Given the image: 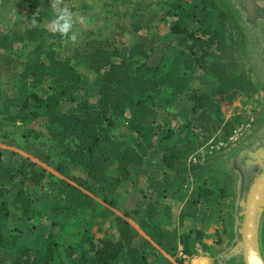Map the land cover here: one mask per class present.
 Wrapping results in <instances>:
<instances>
[{"label":"trees","instance_id":"1","mask_svg":"<svg viewBox=\"0 0 264 264\" xmlns=\"http://www.w3.org/2000/svg\"><path fill=\"white\" fill-rule=\"evenodd\" d=\"M39 1L24 0V3L35 6ZM161 3L165 10L179 16L172 23L169 37L183 36L185 47L172 49V44L166 45L167 50L160 60L149 65L144 42L118 47L109 40L90 39L83 53L86 68L98 79L99 92L93 103L81 97L88 76L73 65L71 57L56 55L53 46L63 36L59 30L49 31L45 27L0 30V78L15 77L10 90L16 91L11 96L10 90L0 89V130L20 122L28 138L58 152L64 162L83 163L91 178L78 176L70 171L67 163H60L58 169L66 178L61 179L22 155L13 165H5L0 154V264H67L68 261L74 264H152L146 254L153 246L170 257L179 252L194 255L198 245L209 251L203 231L186 230L187 220L192 218L196 223H205L209 211L221 204L224 188L216 191L196 187L179 215V224L172 230L151 222L158 209L148 208L141 219L147 237L139 239L130 223L120 216H114L113 220L119 234L116 241L112 238L95 241L89 234L92 223L85 222L76 233L81 253L54 234V224L43 250L11 228L13 213H20L24 219L32 217L34 196L39 204L47 203L56 214L67 212L75 217L80 211H88L92 220L100 215H112L107 209H99L93 195L115 192L128 180L133 167L145 164V155L154 145L145 138L159 123L158 106L166 97L184 94L194 100L191 116L174 126L180 131L178 140L166 147L172 151L163 157L167 166L177 167L178 163L173 164L196 148L197 129L211 131L223 126L222 138L228 139L239 124V117L224 121L222 108L214 100L232 91L247 96H253L256 91L244 71L236 72V67L229 64L223 68L219 61L221 54L233 49L237 40L234 27L228 21L230 6L224 0ZM156 18L154 13L141 14L135 22V30L152 28ZM15 50L23 51L17 54ZM200 69L202 77H210L202 78L204 93L192 96L197 91L192 85L194 75ZM64 102L75 106L63 110ZM37 121H41L42 128L33 125ZM122 125L126 133L133 134L131 143L115 132ZM174 135L176 132L167 137ZM179 143L184 146L178 148ZM112 167L115 174L111 172ZM186 182L185 175H167L164 179H151L150 187L159 195L185 198L182 191Z\"/></svg>","mask_w":264,"mask_h":264},{"label":"rangeland","instance_id":"2","mask_svg":"<svg viewBox=\"0 0 264 264\" xmlns=\"http://www.w3.org/2000/svg\"><path fill=\"white\" fill-rule=\"evenodd\" d=\"M162 1L168 0H40L35 6L26 5L24 0H4L9 6L5 8V14H0V30L11 32L14 29L24 30L31 27L59 30L63 36L53 46L56 55L58 58L71 57L73 65L88 76V84L83 88L81 97L93 103L99 92V84L97 76L86 68L83 53L85 44L90 39L109 40L118 47L132 46L137 41L144 42L149 55V65H154L160 60L163 51L167 50L166 45L172 44V49L185 47L183 36L169 37L172 23L178 20L179 16L165 10ZM224 1L231 8L228 21L229 25L234 27L237 40L233 49L221 54L219 61L223 68L229 64L236 67V72L244 71L256 89L253 96L232 91L214 98L222 108L224 121L233 117L240 119L228 139L222 138L223 126L211 131L197 129L196 148L183 156L181 161L177 160L173 164L178 163L177 167L167 166L163 157L170 155L172 151L166 147L178 140L180 131L174 126L191 116L194 100L184 94L176 98L166 97L158 106L159 123L145 138L154 144L145 155V164L133 167L128 180L115 192L104 196L92 194L99 204V209H107L112 215H100L92 220L88 211H80L75 217L67 212L56 214L49 209L47 203L39 204L34 196L30 212L32 217L24 219L20 213H13L11 228L20 231L30 244L43 250L49 229L54 224V234L81 253L83 250L77 245L76 233L85 222L92 223L89 234L95 241L101 238H112L116 241L119 234L113 220L114 216H120L130 223L136 238L139 239L147 237L141 219L148 208L158 209V214L151 222L172 230L179 224V215L196 187H207L216 191L224 188L221 204L209 211V218L205 223H196L192 218L187 220L186 230L203 231V240L209 251L198 245V252L194 255L186 256L179 252L177 256L170 257L157 246H153L154 249L147 251L146 258L152 264H245L242 257L229 256V253L241 239L243 208L240 203L261 174L257 172L253 177L247 176L243 167L238 166L237 157L244 149L264 140V0ZM153 13L157 18L152 28L136 31L135 22L141 14ZM22 51L15 50L17 54ZM201 71L202 69L194 75L192 85L197 91L193 92L192 96L205 91L202 78L210 76L202 77ZM14 79L15 77L8 76L0 78V89L9 91ZM9 93L12 96L16 91L12 89ZM72 106L75 105L62 103L63 110ZM33 125L42 128L41 121ZM181 127L182 125H179L180 129ZM125 131L124 125L115 129V132L131 143L133 134ZM173 132H176L174 137H167ZM182 146L184 144H178V148ZM0 149L1 162L5 165H13L19 155H22L34 161L40 169L61 179L66 178L58 169L60 163H67L72 173L91 179L83 163L64 162L58 152L52 151L40 141L28 138L26 128L18 121L0 130ZM111 172L115 174V167H112ZM175 174L187 177L182 191L185 198L169 194L159 195L150 187L151 179H164L167 175ZM83 231L86 230L82 229ZM260 246L264 257V214L260 228ZM67 264L74 263L68 261Z\"/></svg>","mask_w":264,"mask_h":264},{"label":"water","instance_id":"3","mask_svg":"<svg viewBox=\"0 0 264 264\" xmlns=\"http://www.w3.org/2000/svg\"><path fill=\"white\" fill-rule=\"evenodd\" d=\"M262 153L263 158L260 161L264 166V150ZM240 206L243 208L241 239L231 249L229 256L242 257L245 264H264L260 246V228L264 214V170L255 179Z\"/></svg>","mask_w":264,"mask_h":264},{"label":"flooded vegetation","instance_id":"4","mask_svg":"<svg viewBox=\"0 0 264 264\" xmlns=\"http://www.w3.org/2000/svg\"><path fill=\"white\" fill-rule=\"evenodd\" d=\"M263 150L264 140L253 144L247 149H244L243 152L237 157V163L239 164L238 166L243 167V171L247 176L250 175V177H253L257 172H263L264 166L260 161V159L263 158ZM254 154H256V156Z\"/></svg>","mask_w":264,"mask_h":264},{"label":"crops","instance_id":"5","mask_svg":"<svg viewBox=\"0 0 264 264\" xmlns=\"http://www.w3.org/2000/svg\"><path fill=\"white\" fill-rule=\"evenodd\" d=\"M9 3L5 4L4 0H0V14H5V8H8Z\"/></svg>","mask_w":264,"mask_h":264},{"label":"clouds","instance_id":"6","mask_svg":"<svg viewBox=\"0 0 264 264\" xmlns=\"http://www.w3.org/2000/svg\"><path fill=\"white\" fill-rule=\"evenodd\" d=\"M66 27V26H65Z\"/></svg>","mask_w":264,"mask_h":264}]
</instances>
